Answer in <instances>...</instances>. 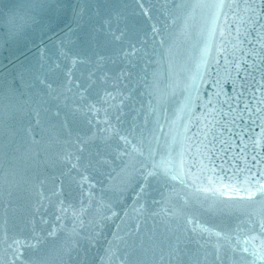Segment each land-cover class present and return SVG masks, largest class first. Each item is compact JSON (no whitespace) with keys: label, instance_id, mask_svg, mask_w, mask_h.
Wrapping results in <instances>:
<instances>
[{"label":"water","instance_id":"1","mask_svg":"<svg viewBox=\"0 0 264 264\" xmlns=\"http://www.w3.org/2000/svg\"><path fill=\"white\" fill-rule=\"evenodd\" d=\"M0 264H264V0H0Z\"/></svg>","mask_w":264,"mask_h":264}]
</instances>
